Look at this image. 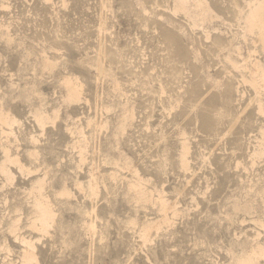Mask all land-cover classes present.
Segmentation results:
<instances>
[{
  "label": "rangeland",
  "instance_id": "1",
  "mask_svg": "<svg viewBox=\"0 0 264 264\" xmlns=\"http://www.w3.org/2000/svg\"><path fill=\"white\" fill-rule=\"evenodd\" d=\"M263 1L0 0V264H264Z\"/></svg>",
  "mask_w": 264,
  "mask_h": 264
},
{
  "label": "bare ground",
  "instance_id": "2",
  "mask_svg": "<svg viewBox=\"0 0 264 264\" xmlns=\"http://www.w3.org/2000/svg\"><path fill=\"white\" fill-rule=\"evenodd\" d=\"M179 1V0H178ZM264 2V1H263ZM262 2V3H263ZM205 3V2H204ZM182 4V3H180ZM185 5V3H184ZM199 5V4H198ZM202 5V4H201ZM204 5V4H203ZM186 6V5H185ZM184 6V7H185ZM199 7V6H198ZM206 7V6H205ZM183 8V7H182ZM203 10V9H202ZM205 10V9H204ZM208 10V9H207ZM206 10V11H207ZM252 11V10H251ZM260 15H263L262 17H260ZM257 23V24H261L264 22V4H258L257 6H255L254 11H252L251 14V21L250 23ZM249 23V24H250ZM75 87V86H74ZM71 92H76L77 90L75 88H70ZM8 135V134H7ZM47 204V203H46ZM167 207V206H166ZM51 209V208H50ZM40 210H41V216H40V220H41V226L44 228L45 226H47L48 222L50 221L51 217L53 216L50 212V210L46 207V206H40ZM52 215V216H51ZM46 228V227H45ZM45 230V229H44ZM46 232V231H45ZM249 258V256H248ZM253 258V257H252ZM250 260V259H249ZM24 264V263H23ZM25 264H30V260H26Z\"/></svg>",
  "mask_w": 264,
  "mask_h": 264
}]
</instances>
